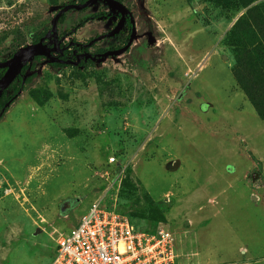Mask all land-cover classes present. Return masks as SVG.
Listing matches in <instances>:
<instances>
[{
    "label": "rangeland",
    "instance_id": "1",
    "mask_svg": "<svg viewBox=\"0 0 264 264\" xmlns=\"http://www.w3.org/2000/svg\"><path fill=\"white\" fill-rule=\"evenodd\" d=\"M123 1L136 37L111 55L122 36L96 38L110 28L90 19L106 13L101 1L61 21L84 3L0 0V38L23 40L1 43L0 62L34 37L56 53L90 47L81 68L26 64L31 81L0 119V264H51L59 232L106 194L123 210L132 196L146 212L145 199L165 202L164 223L141 224L176 233L182 264H264V119L225 40L243 11L228 20L204 0Z\"/></svg>",
    "mask_w": 264,
    "mask_h": 264
},
{
    "label": "built area",
    "instance_id": "2",
    "mask_svg": "<svg viewBox=\"0 0 264 264\" xmlns=\"http://www.w3.org/2000/svg\"><path fill=\"white\" fill-rule=\"evenodd\" d=\"M112 199L106 194L92 202L74 226L59 232L51 264H182L188 255L179 252L176 233L131 224Z\"/></svg>",
    "mask_w": 264,
    "mask_h": 264
},
{
    "label": "trees",
    "instance_id": "3",
    "mask_svg": "<svg viewBox=\"0 0 264 264\" xmlns=\"http://www.w3.org/2000/svg\"><path fill=\"white\" fill-rule=\"evenodd\" d=\"M84 1L86 0H79L80 3ZM204 2L220 9L228 20L243 11L225 37L227 44L232 47L231 52L234 56V64L231 72L236 85L242 90L257 116L260 119H264V0H204ZM254 2L258 4L250 6ZM98 16L95 15L96 18ZM63 19L64 16H61L60 20L62 21ZM84 22H81L80 26H83ZM37 40L38 38L34 37L33 42L37 43ZM22 41V39L20 40L10 34H3L0 38V44H7L8 47L20 46ZM39 59L38 57L35 61ZM47 62L54 68L68 66L50 61ZM27 69L28 65H25L22 69V74H25ZM2 74L3 71L0 70V78ZM23 77L12 81L8 89L3 91L0 98V119L6 113L7 105L10 106L16 99L18 91L24 85L30 83L31 77H24V80ZM130 173L131 168L128 167L126 169L125 180H127ZM125 184L126 181L120 193L121 196H124V194L125 196L127 195L124 187L126 189L128 185ZM128 196L124 197V199ZM131 200H133L132 206H135L133 209L128 208L123 210L119 207L117 208L118 213L128 216L131 224L152 232L155 229H148L141 224V220L147 221L150 225L164 223V215L166 212L165 202H161L160 205L159 203L145 199L148 210L146 212L145 209L137 207L140 204L137 198H133L132 196Z\"/></svg>",
    "mask_w": 264,
    "mask_h": 264
},
{
    "label": "water",
    "instance_id": "4",
    "mask_svg": "<svg viewBox=\"0 0 264 264\" xmlns=\"http://www.w3.org/2000/svg\"><path fill=\"white\" fill-rule=\"evenodd\" d=\"M97 1H101L109 9H111L114 12H116L117 10L122 16L129 14V11L127 10V8L123 4L115 0H87L81 6H77V5L65 6L63 9L60 10L56 18H58L60 15H62L68 10L89 7L95 4ZM121 27H122V23L118 24L115 27V29H113V31L108 33L106 36L110 37V36L116 35ZM133 39H134V36L131 35L127 45L123 47L122 49H120L118 52L111 54V55H117V54L123 53L131 45V43L133 42ZM54 52H55L54 47H48L40 41L35 44L20 48L10 59L0 62V69L6 70L3 76L0 78V96L2 92L5 91L9 87V85L14 80V78L21 73L23 67L26 64L31 63L35 58L42 57V58H45L47 61H50L53 63L58 62L57 58L53 56ZM23 80H24V77H23ZM252 179L254 180V178Z\"/></svg>",
    "mask_w": 264,
    "mask_h": 264
},
{
    "label": "flooded vegetation",
    "instance_id": "5",
    "mask_svg": "<svg viewBox=\"0 0 264 264\" xmlns=\"http://www.w3.org/2000/svg\"><path fill=\"white\" fill-rule=\"evenodd\" d=\"M86 1H84L82 3H85ZM115 1L123 4L127 8V6H126V4H125V2L123 0H115ZM82 3H80V4H82ZM102 4H104V3H102ZM71 10H74V9H71ZM127 10H128V8H127ZM95 15H99V16L96 18ZM95 15L91 16L90 19H93L94 20V18L95 19H98V18H101L102 16H104L105 18L107 17L106 18V21H109V23H110V28L106 32L100 33L96 38H98V37H106V38H109L106 35L108 33H110L111 31H113V29H115V27L118 24L122 23V27L120 28V30L118 31V33L115 36H110V38H114V39H116L117 36H122V46L118 47L117 50H119V49H121V48H123L124 46L127 45V43L129 41V38H130L131 35H133L134 36V39H135V37H136V23L134 22V18H133V16H132V14H131L130 11H129V14H126V15L122 16L117 10H116V12H114V11H112L111 9H109L107 7L106 13L95 14ZM134 39H133V41H134ZM87 43L81 44V45L80 44H76L75 50L73 52H63V53L59 52V53H56V48L54 47L55 48V52L53 53V56L55 58H57V60H58V62H54V63L68 65V66L75 65L76 64V66L79 67V68L83 67L84 63L86 62V60L88 58V55L87 54H88V49L90 48L89 45H87ZM33 44H35V43H33ZM97 54L98 53H92V54L90 53V56L91 57L97 56ZM11 57H9L8 59H10ZM39 58L40 59H43V60H46L45 58H42V57H39ZM8 59H6V60H8ZM3 61H5V60H3ZM0 70L3 71V74L6 71L5 69H0ZM3 74H2V76H3ZM23 76L26 77L27 75L22 74V71H21V73L19 75H17L14 78V80H18L19 78H21ZM18 93H20V92L18 91ZM2 94H3V92H2ZM2 94H1V96H2ZM1 96H0V98H1Z\"/></svg>",
    "mask_w": 264,
    "mask_h": 264
}]
</instances>
